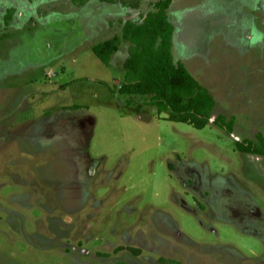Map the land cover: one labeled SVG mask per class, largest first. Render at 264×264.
<instances>
[{
    "label": "rangeland",
    "instance_id": "rangeland-1",
    "mask_svg": "<svg viewBox=\"0 0 264 264\" xmlns=\"http://www.w3.org/2000/svg\"><path fill=\"white\" fill-rule=\"evenodd\" d=\"M50 1L0 0V264H264V157L236 147L264 135V0L168 11L175 61L232 133L120 92L129 44L110 65L93 47L121 7L99 30L78 15L107 4Z\"/></svg>",
    "mask_w": 264,
    "mask_h": 264
},
{
    "label": "trees",
    "instance_id": "trees-1",
    "mask_svg": "<svg viewBox=\"0 0 264 264\" xmlns=\"http://www.w3.org/2000/svg\"><path fill=\"white\" fill-rule=\"evenodd\" d=\"M84 6L89 0H71ZM140 8L141 0H99ZM176 0H158L154 9L137 24L127 21L122 35L114 36L93 47L96 56L106 65L123 42L129 44L128 56L123 63L124 82L120 92L146 98V104L157 108L159 114L177 123H187L196 129H204L214 118L216 100L211 92L190 73L187 67L176 62L173 55L175 27L169 18V9ZM232 133L236 118L218 114L212 123ZM237 151L264 157V135L236 141ZM171 167V165H170ZM163 264H181L160 259Z\"/></svg>",
    "mask_w": 264,
    "mask_h": 264
},
{
    "label": "crops",
    "instance_id": "crops-1",
    "mask_svg": "<svg viewBox=\"0 0 264 264\" xmlns=\"http://www.w3.org/2000/svg\"><path fill=\"white\" fill-rule=\"evenodd\" d=\"M52 1H54V0H51L49 3H51ZM71 1V0H70ZM90 1H92V0H89L84 6H80V7H82L81 9H85V8H87L89 5V3H90ZM94 1H98V2H100L101 3V1H99V0H94ZM142 1V3H141V6L143 5V0H141ZM58 2V1H57ZM101 4H107L106 6H101V5H97V6H95L94 8H93V10L92 11H90L89 10V13H87V14H85V15H78V19H81L82 20V22H83V24H84V21L87 19V17L89 18V16L91 15V14H94V16L95 17H93V18H91L93 21H94V24L95 25H90V26H93V27H96V29L98 28L99 30L100 29H102V28H104L105 26V22H106V18H108L111 14H110V12L108 13V14H106V12H105V8L104 7H107V6H119V7H121L123 10H121L120 12H122V14L123 15H118V16H124L123 17V26H124V24L127 22V21H130V22H133V23H137V24H139V23H141L142 22V19H141V21H136V18H135V16L139 13H141L140 12V9H141V6H140V8H138V9H135V8H132V7H127V6H123L122 4H120V3H118V4H112V3H106V2H102ZM113 15V14H112ZM146 15V14H145ZM144 15V16H145ZM113 17H116V15L115 16H113ZM112 17V18H113ZM108 21V20H107ZM102 24H103V26H102ZM175 27V26H174ZM106 28V27H105ZM175 30H176V28H175ZM175 33V32H174ZM173 40H174V38H173ZM100 43V42H99ZM98 44V43H97ZM95 46V45H94Z\"/></svg>",
    "mask_w": 264,
    "mask_h": 264
}]
</instances>
